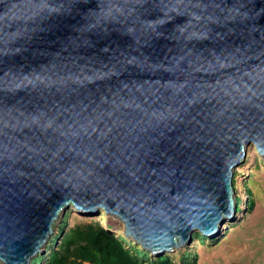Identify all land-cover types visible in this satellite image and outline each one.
I'll list each match as a JSON object with an SVG mask.
<instances>
[{
    "label": "water",
    "instance_id": "95a60500",
    "mask_svg": "<svg viewBox=\"0 0 264 264\" xmlns=\"http://www.w3.org/2000/svg\"><path fill=\"white\" fill-rule=\"evenodd\" d=\"M264 157V0H0V264L66 211L161 257L237 213Z\"/></svg>",
    "mask_w": 264,
    "mask_h": 264
},
{
    "label": "rangeland",
    "instance_id": "374dc122",
    "mask_svg": "<svg viewBox=\"0 0 264 264\" xmlns=\"http://www.w3.org/2000/svg\"><path fill=\"white\" fill-rule=\"evenodd\" d=\"M233 177L242 213H236L234 220L224 223L214 239L222 238L223 231H228L227 238L218 240L216 246H210L209 241H198L190 249L176 251V264H179L181 252L180 257L188 261L196 258L197 264H264V158L258 154L255 145L247 147L244 160L235 169ZM248 191L255 201L251 214H246ZM66 213V218L64 215L59 219L51 237L56 234L62 220L68 226L98 224L116 235L123 234L121 223L112 217L79 214L73 209Z\"/></svg>",
    "mask_w": 264,
    "mask_h": 264
},
{
    "label": "trees",
    "instance_id": "16d2710c",
    "mask_svg": "<svg viewBox=\"0 0 264 264\" xmlns=\"http://www.w3.org/2000/svg\"><path fill=\"white\" fill-rule=\"evenodd\" d=\"M233 188L235 189L234 177ZM247 195L246 214H251L255 201L249 191ZM236 201L238 213L242 211V208L238 198ZM227 234L228 231H223L220 239L227 238ZM220 239H209L195 233L192 235L190 245L184 249H190V246L198 241H209L210 246H216ZM181 253H179V264H197L196 258L188 261L180 257ZM175 255L177 252L156 257L143 251L132 241L125 239L123 235H116L98 224L68 226L66 221L62 220L56 234L51 237L45 248L44 254L39 255L31 264H176Z\"/></svg>",
    "mask_w": 264,
    "mask_h": 264
},
{
    "label": "clouds",
    "instance_id": "9594fccd",
    "mask_svg": "<svg viewBox=\"0 0 264 264\" xmlns=\"http://www.w3.org/2000/svg\"><path fill=\"white\" fill-rule=\"evenodd\" d=\"M262 158H264V157H262ZM234 189V188H233ZM105 217H107V216H105Z\"/></svg>",
    "mask_w": 264,
    "mask_h": 264
}]
</instances>
